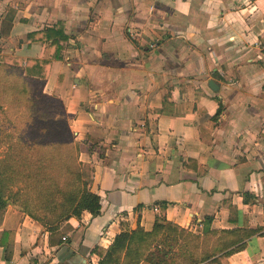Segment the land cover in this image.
<instances>
[{"label":"crops","instance_id":"obj_1","mask_svg":"<svg viewBox=\"0 0 264 264\" xmlns=\"http://www.w3.org/2000/svg\"><path fill=\"white\" fill-rule=\"evenodd\" d=\"M0 56L52 60L44 93L71 117L102 207L51 247L1 201L14 253L0 245V264H99L96 247L158 218L264 228V0H0ZM229 264H264V237Z\"/></svg>","mask_w":264,"mask_h":264},{"label":"trees","instance_id":"obj_2","mask_svg":"<svg viewBox=\"0 0 264 264\" xmlns=\"http://www.w3.org/2000/svg\"><path fill=\"white\" fill-rule=\"evenodd\" d=\"M51 61L25 63L0 56V90L29 102L27 116L33 126L14 133L0 131V147L8 146L0 159V202L9 194L11 204L40 224L55 247L73 232L71 219H81L85 212L97 217L102 207L101 198L91 189L94 167L80 161L81 145L72 133L71 117L59 98L44 93ZM222 111L220 105L216 117ZM13 186L18 190L11 194ZM228 210L229 221L237 225L238 208L230 205ZM4 217L0 210V226ZM255 236L264 237V228L251 229L247 220L244 227L233 230H211L205 223L203 229L192 231L158 218L151 230L141 226L123 230L108 249L96 247L93 253L99 264H229V258ZM0 245L10 261L13 247L2 241Z\"/></svg>","mask_w":264,"mask_h":264},{"label":"rangeland","instance_id":"obj_3","mask_svg":"<svg viewBox=\"0 0 264 264\" xmlns=\"http://www.w3.org/2000/svg\"><path fill=\"white\" fill-rule=\"evenodd\" d=\"M7 87V86H6ZM30 104L26 103L23 99L18 98L15 94L7 96L0 90V131L14 133L15 129L29 127L33 129L27 114H29ZM56 112V111H55ZM8 150L7 144L0 147V159H3ZM17 186H13L9 191L11 194L16 193ZM5 201L12 203L11 197H5ZM13 204V203H12ZM11 204V205H12Z\"/></svg>","mask_w":264,"mask_h":264},{"label":"water","instance_id":"obj_4","mask_svg":"<svg viewBox=\"0 0 264 264\" xmlns=\"http://www.w3.org/2000/svg\"><path fill=\"white\" fill-rule=\"evenodd\" d=\"M209 86L215 92H217L219 90V88H220V86L218 84H216L214 81H210L209 82Z\"/></svg>","mask_w":264,"mask_h":264},{"label":"built area","instance_id":"obj_5","mask_svg":"<svg viewBox=\"0 0 264 264\" xmlns=\"http://www.w3.org/2000/svg\"><path fill=\"white\" fill-rule=\"evenodd\" d=\"M67 240V238H64V241H66Z\"/></svg>","mask_w":264,"mask_h":264}]
</instances>
